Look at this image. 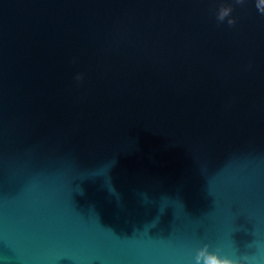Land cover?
Segmentation results:
<instances>
[{"label": "water", "instance_id": "1", "mask_svg": "<svg viewBox=\"0 0 264 264\" xmlns=\"http://www.w3.org/2000/svg\"><path fill=\"white\" fill-rule=\"evenodd\" d=\"M257 3L0 0V264H264Z\"/></svg>", "mask_w": 264, "mask_h": 264}, {"label": "clouds", "instance_id": "2", "mask_svg": "<svg viewBox=\"0 0 264 264\" xmlns=\"http://www.w3.org/2000/svg\"><path fill=\"white\" fill-rule=\"evenodd\" d=\"M243 0H237V3H242ZM257 10L264 14V0H258ZM232 9L222 8L218 13V20L223 21L226 17H229ZM228 23L230 25L235 23V20L229 19ZM81 76H77V79H81ZM247 256L244 260H248ZM194 264H241V260L229 258L228 256H221L217 252H212L208 250V246L205 245L199 249L194 257Z\"/></svg>", "mask_w": 264, "mask_h": 264}]
</instances>
